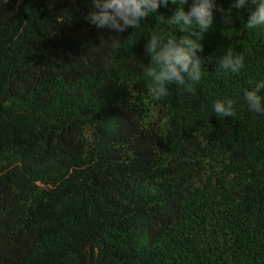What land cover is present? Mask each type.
Here are the masks:
<instances>
[{
    "label": "trees",
    "instance_id": "1",
    "mask_svg": "<svg viewBox=\"0 0 264 264\" xmlns=\"http://www.w3.org/2000/svg\"><path fill=\"white\" fill-rule=\"evenodd\" d=\"M88 10L0 0V264H264V115L240 99L264 79V30L217 12L195 90L157 98L145 43L173 28L117 35ZM229 48L239 74L216 71ZM225 96L236 111L218 118Z\"/></svg>",
    "mask_w": 264,
    "mask_h": 264
},
{
    "label": "clouds",
    "instance_id": "2",
    "mask_svg": "<svg viewBox=\"0 0 264 264\" xmlns=\"http://www.w3.org/2000/svg\"><path fill=\"white\" fill-rule=\"evenodd\" d=\"M88 0L89 10L84 19L97 29H108L119 35L128 29H137L147 17H155L160 23L173 28L171 34L158 29L150 33L145 43V53L150 57V65L144 75L151 80L152 91L157 98L168 95L169 85H177L185 90H195L202 79L203 51L201 38L214 25L215 14L221 13L222 22H232L233 9H248L244 28L248 31L264 30V0H230L228 8L218 6L217 0ZM175 5L170 17L162 15L158 9ZM183 35L177 36L174 30ZM245 67V57L229 48L217 60L216 71L239 74ZM264 79L256 80L241 89L240 99L252 113L264 115ZM212 111L218 118L232 117L236 111V101L230 97L213 101Z\"/></svg>",
    "mask_w": 264,
    "mask_h": 264
}]
</instances>
